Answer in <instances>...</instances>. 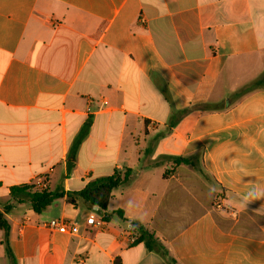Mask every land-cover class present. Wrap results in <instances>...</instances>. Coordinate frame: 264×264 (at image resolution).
<instances>
[{"label": "crops", "instance_id": "0c3cea01", "mask_svg": "<svg viewBox=\"0 0 264 264\" xmlns=\"http://www.w3.org/2000/svg\"><path fill=\"white\" fill-rule=\"evenodd\" d=\"M126 169L106 210L67 200ZM26 183L64 197L37 213ZM6 204L16 264H169L132 224L177 264H264V0H0Z\"/></svg>", "mask_w": 264, "mask_h": 264}, {"label": "trees", "instance_id": "16d2710c", "mask_svg": "<svg viewBox=\"0 0 264 264\" xmlns=\"http://www.w3.org/2000/svg\"><path fill=\"white\" fill-rule=\"evenodd\" d=\"M253 88H258L257 86ZM89 124L86 123L82 131L80 132L77 140V147H79L80 142L85 137L87 133ZM76 148H73L70 154L75 153ZM176 164H189V157H175L173 158ZM133 171L131 169H126L124 172L115 171L111 176L102 178L100 180L89 183L80 192H71L67 194V200L73 205L77 206L79 202L83 204H88L90 206H97L101 210H106L110 199L112 198L113 191L125 184H127ZM10 196L15 200V203L23 204L28 203L32 209L41 213L47 209L55 199L64 197L63 190L51 191L49 189L39 188L33 183L20 184L10 187ZM13 204H6L4 206L3 212L0 211V228L4 231V245L5 251L12 264H16V258L10 246V224L5 218V214L9 213L13 208ZM132 224V228L140 232V236L135 240L136 243L143 242L146 248L155 250L167 260L169 264H177L176 261L169 255L165 247L155 238L154 234L151 232L137 227ZM114 264H121L120 259H116Z\"/></svg>", "mask_w": 264, "mask_h": 264}, {"label": "built area", "instance_id": "2783aa9c", "mask_svg": "<svg viewBox=\"0 0 264 264\" xmlns=\"http://www.w3.org/2000/svg\"><path fill=\"white\" fill-rule=\"evenodd\" d=\"M93 103H95L97 106H105L108 104V101L105 99H98V100H93ZM44 188V186L42 187ZM214 207L216 209H224V203L222 197L217 198ZM97 208V207H96ZM96 221V217L94 214H90L87 223L89 225H93ZM48 227L53 230H57L58 232L62 234H76L79 231L78 225L73 222H68L62 219H52L48 222ZM132 229V226L130 227ZM133 241H135L133 239Z\"/></svg>", "mask_w": 264, "mask_h": 264}]
</instances>
